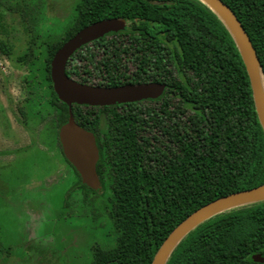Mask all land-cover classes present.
Wrapping results in <instances>:
<instances>
[{"label":"trees","instance_id":"obj_1","mask_svg":"<svg viewBox=\"0 0 264 264\" xmlns=\"http://www.w3.org/2000/svg\"><path fill=\"white\" fill-rule=\"evenodd\" d=\"M223 1L249 34L264 73V0ZM3 17L0 12V20ZM105 18L138 21L128 28L163 32L157 44L170 46L174 66L185 70L184 133L166 128L164 138L170 141L155 149L151 143H139L133 129L123 133L117 129L110 152L98 163L115 239L95 252L92 264H152L166 237L197 209L264 184V128L235 40L204 3L78 0L67 35L47 44L57 136L69 117V106L58 101L53 89L52 58L76 31ZM6 47L2 42L1 49L9 55ZM32 59L31 49L18 60ZM73 111L82 127L98 126L96 115L78 105ZM127 135L129 148L124 149L121 144ZM80 183L87 192L100 193L81 178ZM256 255L264 258V201L205 221L184 238L167 264H264L255 261Z\"/></svg>","mask_w":264,"mask_h":264},{"label":"rangeland","instance_id":"obj_2","mask_svg":"<svg viewBox=\"0 0 264 264\" xmlns=\"http://www.w3.org/2000/svg\"><path fill=\"white\" fill-rule=\"evenodd\" d=\"M77 2L0 0V237L13 253L0 264H91L86 248L115 239L107 196L75 194L57 146L47 44L67 35Z\"/></svg>","mask_w":264,"mask_h":264},{"label":"flooded vegetation","instance_id":"obj_3","mask_svg":"<svg viewBox=\"0 0 264 264\" xmlns=\"http://www.w3.org/2000/svg\"><path fill=\"white\" fill-rule=\"evenodd\" d=\"M105 19L125 20L126 26L122 30L109 32L83 44L70 57L66 66L67 74L79 83L95 87H118L129 84L151 85L163 86V91L158 96L114 105L73 104L72 109L78 105L81 110L98 117V126L89 131L93 132L96 137L100 159L110 152L114 132L117 129L121 133L127 129H133L139 143L145 146L151 143L155 149L159 147V144L162 145V142L170 141V139L164 138L166 128L173 126L177 132L181 130L182 133L185 130V70L181 72L178 66H174L170 46L157 44L158 34L164 33L155 29L128 28L130 24L133 25L138 21L133 22L122 18ZM21 38L24 42L28 41H25L24 37ZM26 51H29V48L24 52ZM159 91L160 88L155 93H159ZM58 101L61 100L58 98ZM56 137L59 139V142L57 139V146L64 171L68 173V176H72L71 179L69 178L73 183L71 190L75 194H78L77 191L80 190L83 200L87 201L86 197L90 192L81 186V176L79 178L76 168L66 158L60 142L59 131ZM128 139L127 135L121 144L124 149L129 148ZM1 229L0 227V231ZM89 240L90 238L86 242ZM110 244L111 242L108 240L103 244L94 242L89 245L88 249L86 248L85 255H88L90 251L93 262L95 252L107 248ZM3 247L6 245L3 244L0 237L1 260L9 261L13 253L9 251L10 248L4 249ZM43 254L41 252V255ZM54 264L59 263L56 261Z\"/></svg>","mask_w":264,"mask_h":264},{"label":"water","instance_id":"obj_4","mask_svg":"<svg viewBox=\"0 0 264 264\" xmlns=\"http://www.w3.org/2000/svg\"><path fill=\"white\" fill-rule=\"evenodd\" d=\"M209 7L230 31L246 66L253 92L256 112L264 128V73L257 51L236 13L223 0H199ZM125 20L105 19L81 29L65 42L51 61V79L59 100L69 105V117L59 128V138L66 158L81 176L82 182L94 190H101L102 184L97 165L100 151L93 132L82 127L75 118L73 104L114 105L133 102L142 98L158 96L163 86L124 85L118 87H95L72 79L66 70L73 53L83 44L109 32L124 29ZM160 88L159 93H155ZM264 201V184L220 197L197 209L178 224L157 250L152 264H167L178 245L193 230L205 221L232 209ZM255 261L264 263L261 255Z\"/></svg>","mask_w":264,"mask_h":264}]
</instances>
